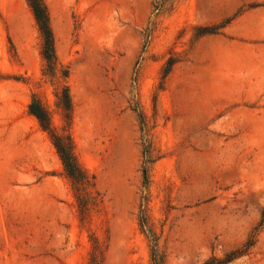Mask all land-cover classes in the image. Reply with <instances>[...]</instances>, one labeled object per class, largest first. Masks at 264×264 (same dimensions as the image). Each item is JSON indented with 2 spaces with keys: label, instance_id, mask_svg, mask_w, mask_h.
Here are the masks:
<instances>
[{
  "label": "rangeland",
  "instance_id": "obj_1",
  "mask_svg": "<svg viewBox=\"0 0 264 264\" xmlns=\"http://www.w3.org/2000/svg\"><path fill=\"white\" fill-rule=\"evenodd\" d=\"M43 1L55 72L0 0V264H264V0Z\"/></svg>",
  "mask_w": 264,
  "mask_h": 264
},
{
  "label": "trees",
  "instance_id": "obj_2",
  "mask_svg": "<svg viewBox=\"0 0 264 264\" xmlns=\"http://www.w3.org/2000/svg\"><path fill=\"white\" fill-rule=\"evenodd\" d=\"M31 12L33 14L35 23L42 37V52L41 55L46 62V66L51 72H55L59 66L54 51V40L51 29L49 27L48 12L43 0H26ZM68 77V71L64 69L62 71L63 78V106L65 112L70 116V97L68 93V86L66 79ZM28 111L38 122L42 130L48 132L53 147L59 156L62 165L68 175V177L74 180L77 184L83 185L84 188L87 184V177L80 168L73 149V143L70 134L64 136L55 132L49 119V115L43 105L37 98H33L28 105Z\"/></svg>",
  "mask_w": 264,
  "mask_h": 264
}]
</instances>
